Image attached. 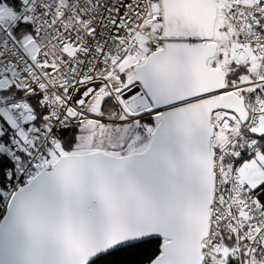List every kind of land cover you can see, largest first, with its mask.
Masks as SVG:
<instances>
[{"label": "snow or ice", "instance_id": "6c2138e0", "mask_svg": "<svg viewBox=\"0 0 264 264\" xmlns=\"http://www.w3.org/2000/svg\"><path fill=\"white\" fill-rule=\"evenodd\" d=\"M0 264H264V0H0Z\"/></svg>", "mask_w": 264, "mask_h": 264}]
</instances>
